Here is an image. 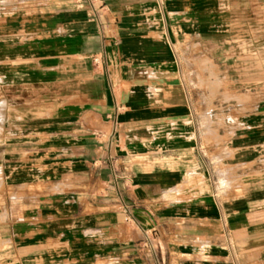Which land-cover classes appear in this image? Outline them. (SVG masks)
<instances>
[{"label": "crops", "instance_id": "obj_1", "mask_svg": "<svg viewBox=\"0 0 264 264\" xmlns=\"http://www.w3.org/2000/svg\"><path fill=\"white\" fill-rule=\"evenodd\" d=\"M262 22L264 0H0V264H264V88L208 90Z\"/></svg>", "mask_w": 264, "mask_h": 264}, {"label": "rangeland", "instance_id": "obj_2", "mask_svg": "<svg viewBox=\"0 0 264 264\" xmlns=\"http://www.w3.org/2000/svg\"><path fill=\"white\" fill-rule=\"evenodd\" d=\"M222 57L224 60L219 58V60L214 61V79L212 85L208 88L215 100V108L219 105L216 99L221 95L234 100L240 94H249L254 89H259L260 85L264 88V22L246 24L244 37L232 41L230 43V54ZM221 62H224L225 66L230 68L223 72L224 85H222L220 76L222 72L217 67ZM241 68L244 69L239 70ZM238 78L245 79L248 86L237 87L234 83ZM228 82L230 86H227ZM224 121L220 118L214 119L213 125L222 126Z\"/></svg>", "mask_w": 264, "mask_h": 264}]
</instances>
